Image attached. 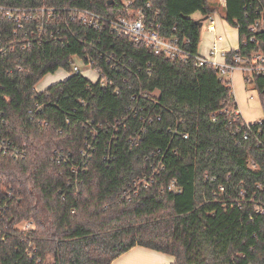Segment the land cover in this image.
<instances>
[{
  "label": "trees",
  "instance_id": "trees-1",
  "mask_svg": "<svg viewBox=\"0 0 264 264\" xmlns=\"http://www.w3.org/2000/svg\"><path fill=\"white\" fill-rule=\"evenodd\" d=\"M0 6L29 9V35L44 22L41 39L10 46L0 59V143L22 151L17 158L0 152V264H112L135 246L171 254V264H264V118L246 139L231 82L194 57L202 32L194 14L211 16L218 9L213 0H0ZM73 8L108 19L142 10L164 36L188 39L192 56L157 54L107 22L88 27L71 18ZM42 9L44 19L36 20ZM262 9L264 0H226L225 20L241 24L242 55L258 41L264 48V32L251 41L248 31ZM15 31L23 37L18 22L0 13L4 45ZM74 58L107 83L75 72ZM61 68L67 78L36 90ZM244 79L264 112V74ZM149 114L155 120L132 144ZM160 161L153 182L135 188ZM173 182L180 192L169 190Z\"/></svg>",
  "mask_w": 264,
  "mask_h": 264
},
{
  "label": "built area",
  "instance_id": "built-area-1",
  "mask_svg": "<svg viewBox=\"0 0 264 264\" xmlns=\"http://www.w3.org/2000/svg\"><path fill=\"white\" fill-rule=\"evenodd\" d=\"M50 12L54 11L55 9H48ZM29 9L25 8H11L7 6H0V13H4L8 19H12L16 22H18L19 29L24 30L23 37H20L17 33V31L14 32V36L10 37L7 36L5 38L6 44L4 45L3 39L0 38V59L3 54H5L6 50L10 46H14L17 44H28L31 41L39 40L42 37V34L44 33V22H41L39 24L40 26L37 28V32H33L31 35H29V31L25 28V23L30 20ZM41 16L36 17V20H42L45 16V9L40 10ZM259 12V11H258ZM71 18L77 19L80 23L93 28H100L102 27V24L107 22L110 25L111 30L114 32H117L122 35H126L131 37L134 41L143 43L147 46H149L151 49L155 51L157 54H164L165 56L171 57L173 59H188L192 56V53L186 48V45L188 43V39H180L177 37H166L164 36L159 28L160 25L156 24L155 22H146L145 16L143 14L142 10H138L137 12H129L128 15L119 16L114 19H108L105 17L100 16L99 14L84 10L80 8H73L71 9ZM34 19V17H33ZM208 19H211L210 24L207 26V30L212 33H216L217 31V25L215 22V19L211 16H209ZM236 27L238 30L241 29V24L237 22ZM248 31L253 35L251 38V41H254V38L256 37V34H259L261 32H264V9L259 12L258 17L256 20L249 25ZM36 33L37 36H36ZM225 37L223 35H220L216 33V38L211 46L209 56H203V55H195L196 65L203 66L205 64H211L215 68H217L218 73L221 78H224L231 82V75L236 72L240 71L245 75L252 76L254 74H264V48L260 41H258V48L256 50H253L249 55H242L237 50H239V47L237 49H220L219 48V42L224 41ZM232 50H236L235 53L232 54L231 58L228 57L229 52ZM77 59H73V69L75 72H81L80 68L77 64ZM222 59V60H220ZM83 61L82 59H80ZM84 62V61H83ZM85 63V62H84ZM86 64V63H85ZM90 65V64H88ZM91 66V65H90ZM92 68V66H91ZM93 69V68H92ZM95 70V69H93ZM96 71V70H95ZM98 80H101L103 83H107V78L103 77V75L97 71ZM232 85V82H231ZM233 87V86H232ZM36 90L40 92L37 87ZM43 91V90H42ZM143 97L148 98L150 100V95L143 94ZM135 98V97H134ZM39 107L37 108V110ZM30 112H34V110H30ZM237 114H241L238 110L236 112ZM242 116V114H241ZM244 119V117L242 116ZM142 121L144 122L143 126L139 131H136L134 133V136L130 139V142L132 144H135L139 141L141 138V133H143V130L145 129L146 123H152L155 118L153 115L149 114L146 117H141ZM160 119V118H159ZM245 123L244 126L247 128L245 133V138L248 139L250 134L249 130H251V124L250 122L246 121L244 119ZM261 122V120L257 121ZM255 123V122H253ZM188 136L185 134V138ZM112 141V140H111ZM111 141L110 146H111ZM89 148L91 147V144L88 145ZM107 156L106 158L112 159L113 155L112 153L107 150ZM0 152L3 153H11L16 158L22 155V151L16 146L11 145L7 143L6 141H2L0 143ZM157 154H161V150L156 151ZM83 156V160L88 154L87 150H83L81 152ZM162 161L159 162L156 168L153 167V172L150 175H145L139 179H137L135 183L136 186L140 185H148V182H153V179L155 175L159 172L160 168L162 167ZM79 169L78 166H73V171L76 172ZM223 189V187L221 188ZM169 190H174L180 192L178 187L176 186L175 182L171 183L169 186ZM131 191H124L122 193V197H130ZM257 212L261 213L263 212L262 208H259ZM32 226L31 222H28L26 227L30 228Z\"/></svg>",
  "mask_w": 264,
  "mask_h": 264
},
{
  "label": "crops",
  "instance_id": "crops-1",
  "mask_svg": "<svg viewBox=\"0 0 264 264\" xmlns=\"http://www.w3.org/2000/svg\"><path fill=\"white\" fill-rule=\"evenodd\" d=\"M213 1L218 2V4L221 7H224V10H225L226 0H213ZM196 15L197 14H194V18L198 17L196 19L203 17L201 14L197 16ZM223 18H224V13H223ZM206 31L207 32H205L204 37L203 39H201V42L199 45V53L200 55H203V56H209L211 46L214 43L215 38H216V33H218V27H217L216 33L209 32L208 30ZM239 39H240V36H239ZM230 79L232 82V86L234 88V94H235L236 101H238L237 104H238L239 111L244 117V119L250 123L257 122L256 120H251V119L248 120L247 117H245L246 116L245 115L246 105H248V103H250L251 101H256V104L260 107L261 113L264 118V112H263V108L261 105L258 92L255 89H250L248 91V89L246 88L244 74L240 71H236L231 75ZM236 83H238V87H236ZM242 88H243L242 92L244 93L245 96L241 95ZM174 261H175V257L171 254L159 252L157 250L150 249L144 246H135L129 251L120 255L118 258H116L112 264H171Z\"/></svg>",
  "mask_w": 264,
  "mask_h": 264
},
{
  "label": "rangeland",
  "instance_id": "rangeland-1",
  "mask_svg": "<svg viewBox=\"0 0 264 264\" xmlns=\"http://www.w3.org/2000/svg\"><path fill=\"white\" fill-rule=\"evenodd\" d=\"M122 2H126V0H120ZM217 4L218 11L213 13L211 17L215 19L216 25L218 27V33L220 35H223L225 37L224 41L219 42V48L220 49H237L240 45V39H239V30L236 26L230 25L228 22H226L223 18V13H224V7H221L218 2L214 1ZM199 15V13H196ZM196 15V16H197ZM200 17V16H199ZM198 18V17H196ZM211 19H206L204 21V24L202 26V32H201V39H203L205 32H207V26L210 24ZM213 45V44H212ZM77 64L80 68V71H82V74L89 79H91L93 82L98 81V73L97 71L93 70L90 65L85 64L83 61L80 59H77ZM70 75L69 72L64 70L63 68L59 69L56 73H51L46 75L43 80H41L37 84V89L39 91L44 90L46 87L50 86L51 84L63 80L67 78ZM238 81V80H237ZM246 83V82H245ZM236 87H238V83H236ZM246 88L248 91L252 88L248 84H246ZM234 90V88H233ZM243 88L241 89V95L245 96L244 93L242 92ZM240 95V94H239ZM251 101V100H250ZM238 102V101H237ZM252 102V103H251ZM246 105L245 109V117L247 119L251 120H256L259 121L263 118V115L261 113L260 107L256 104V101H251ZM250 117H248V116Z\"/></svg>",
  "mask_w": 264,
  "mask_h": 264
},
{
  "label": "water",
  "instance_id": "water-1",
  "mask_svg": "<svg viewBox=\"0 0 264 264\" xmlns=\"http://www.w3.org/2000/svg\"><path fill=\"white\" fill-rule=\"evenodd\" d=\"M208 18H209V16H204V17H202V18L196 19V23L199 25L200 28H202V26H203V24H204V21H205L206 19H208Z\"/></svg>",
  "mask_w": 264,
  "mask_h": 264
}]
</instances>
